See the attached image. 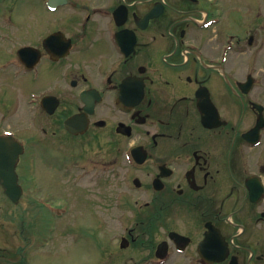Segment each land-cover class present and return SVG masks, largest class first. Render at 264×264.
I'll list each match as a JSON object with an SVG mask.
<instances>
[{"label": "flooded vegetation", "instance_id": "af4514ba", "mask_svg": "<svg viewBox=\"0 0 264 264\" xmlns=\"http://www.w3.org/2000/svg\"><path fill=\"white\" fill-rule=\"evenodd\" d=\"M42 3L36 31L31 22L0 41V73L23 83L13 99L0 91V118L11 121L0 119V264H52L53 231L39 219L64 221L69 203L43 202L34 188L72 171L98 185L88 205L108 264H264V5L227 29L224 0ZM14 10L0 0V13ZM41 75L46 85L31 88ZM21 89L32 135L19 132ZM70 139L97 149L84 146L70 167ZM45 152L60 165L39 166ZM135 247L142 261L124 253Z\"/></svg>", "mask_w": 264, "mask_h": 264}, {"label": "rangeland", "instance_id": "374dc122", "mask_svg": "<svg viewBox=\"0 0 264 264\" xmlns=\"http://www.w3.org/2000/svg\"><path fill=\"white\" fill-rule=\"evenodd\" d=\"M8 8H12L15 6V10L12 15L10 21L17 22V27L19 30L13 29L11 26H5L4 24L10 22L8 17V13L2 14L0 13V41L1 38L6 36L7 33H11L10 39H14V36H24L29 33V24L32 22L33 27L32 31H36L39 28L40 23L45 20V12L40 7L43 6L42 0H16L13 3V0H5ZM259 5H264V0H224V28H239L241 22H248L249 20H253L255 17V7ZM238 12H242L240 17L238 16ZM8 21V22H6ZM29 27V28H28ZM6 28H9L7 30ZM28 29V30H27ZM4 57V55L0 51V58ZM10 78L3 76V73H0V91H2V87L8 91L9 95L13 99L12 90L13 87L23 86V83L20 85V82L15 81L11 76ZM47 78L41 75L38 81L29 82V86L31 88L37 89L44 87L47 83ZM28 92V91H27ZM28 99V94H24V91L21 89V97H20V108L22 107V116L19 119V132L22 135H32L35 133L33 126L31 125L29 108L25 102ZM8 116V113H6ZM9 117V116H8ZM2 119V118H0ZM3 122H11L9 118L5 117L2 119ZM6 128V127H4ZM96 142H92L90 140L87 141H68V155L67 159L64 162L68 166H74L77 162H81V150L84 146L92 147L93 149H97ZM51 151V148H49ZM96 151V150H94ZM52 152V151H51ZM60 152V150H58ZM45 157L49 163L39 162V166H47V165H60L61 160L59 153L56 152L49 155L45 152ZM58 158V159H57ZM56 161L58 163H56ZM34 190L40 196H45L47 199L56 202L57 204L66 203L68 201L70 208H68V214L63 219H50L49 215H42L40 217V222L38 228L41 230V227L44 228L50 224L54 229L52 232L53 235L51 237H47L44 243L45 249L44 252L52 255V264H108L109 259L108 256H105V259L102 258V253L99 250H96V239L98 238L100 232L97 229L96 219L92 218L90 213L93 210L90 205H88V199L91 200L97 195L98 185L95 183H90L87 180H79L77 178L76 171H72L69 175V179L67 182L63 184H56V179L53 174H50V178L45 179V181L41 184H38ZM109 191L108 189H104ZM105 208H104V207ZM27 209L26 207H13L10 204L4 205L3 213H18L23 212V210ZM99 208V207H98ZM107 206H100L101 211L106 212ZM15 209H20L19 211H15ZM37 213H34L36 215ZM39 218V217H37ZM23 219L21 218L18 221H4L7 226L10 225H18L21 224ZM25 229H30V223L32 219L30 217H26L24 219ZM102 224L101 229H103L104 233H101L102 236L99 237V240L103 243L106 241L108 230L107 221H100ZM120 231V230H119ZM51 233V234H52ZM121 233V231H120ZM104 236V237H103ZM77 239V240H76ZM141 240V238H140ZM139 240V241H140ZM133 253L134 258L133 261H142V257L144 256V251L139 247H135L133 249H129L124 251V253ZM125 256V254H117V262L122 261L121 257Z\"/></svg>", "mask_w": 264, "mask_h": 264}]
</instances>
